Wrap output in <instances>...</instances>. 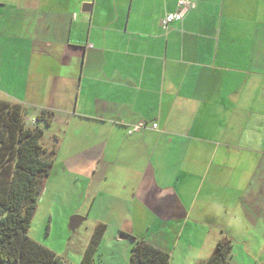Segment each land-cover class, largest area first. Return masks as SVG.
<instances>
[{"label":"crops","instance_id":"0c3cea01","mask_svg":"<svg viewBox=\"0 0 264 264\" xmlns=\"http://www.w3.org/2000/svg\"><path fill=\"white\" fill-rule=\"evenodd\" d=\"M176 3L0 0V98L51 112L36 207L82 215L84 248L104 223L96 264L136 239L193 264L222 237L264 264V0H192L165 31Z\"/></svg>","mask_w":264,"mask_h":264},{"label":"trees","instance_id":"16d2710c","mask_svg":"<svg viewBox=\"0 0 264 264\" xmlns=\"http://www.w3.org/2000/svg\"><path fill=\"white\" fill-rule=\"evenodd\" d=\"M51 112L43 110L30 127L23 106L0 98V261L9 264H70L51 248L31 237L28 228L36 208L37 197L48 176L54 153L40 142L43 125ZM104 223H98L88 240L79 264H96ZM231 241L219 239L211 254L193 264H235L228 258ZM129 264H169V254L136 239L130 247Z\"/></svg>","mask_w":264,"mask_h":264},{"label":"rangeland","instance_id":"374dc122","mask_svg":"<svg viewBox=\"0 0 264 264\" xmlns=\"http://www.w3.org/2000/svg\"><path fill=\"white\" fill-rule=\"evenodd\" d=\"M46 209L42 203L35 208L28 228L29 235L51 248L70 264H79L84 243L89 236V222L83 219L77 227L71 229L68 224L69 214L62 217L61 213H57L50 218ZM60 209L61 207H58L57 212ZM52 211H56V208H52ZM0 264L9 263L0 261Z\"/></svg>","mask_w":264,"mask_h":264},{"label":"built area","instance_id":"2783aa9c","mask_svg":"<svg viewBox=\"0 0 264 264\" xmlns=\"http://www.w3.org/2000/svg\"><path fill=\"white\" fill-rule=\"evenodd\" d=\"M191 6L192 0H177L176 8L173 11L166 12L161 19V27L163 28V30H168L169 25L172 21L182 20ZM25 122L28 125H34L35 117L25 119ZM143 125L144 124L142 122L136 123L128 129V132L130 133L134 130H138L139 128L143 127ZM156 126V122L151 123L152 128H156Z\"/></svg>","mask_w":264,"mask_h":264},{"label":"water","instance_id":"95a60500","mask_svg":"<svg viewBox=\"0 0 264 264\" xmlns=\"http://www.w3.org/2000/svg\"><path fill=\"white\" fill-rule=\"evenodd\" d=\"M84 217L82 215H79V214H72L70 217H69V220H68V224H69V227L71 229H74L75 227H77V225L80 223V221L83 219Z\"/></svg>","mask_w":264,"mask_h":264}]
</instances>
